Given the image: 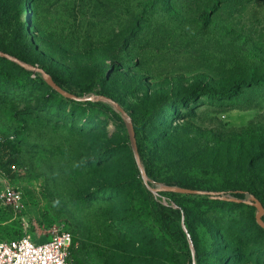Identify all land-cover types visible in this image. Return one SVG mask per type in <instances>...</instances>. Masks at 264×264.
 I'll use <instances>...</instances> for the list:
<instances>
[{
    "label": "rangeland",
    "instance_id": "374dc122",
    "mask_svg": "<svg viewBox=\"0 0 264 264\" xmlns=\"http://www.w3.org/2000/svg\"><path fill=\"white\" fill-rule=\"evenodd\" d=\"M218 1L180 0L138 22L132 0H16L32 59L81 104L53 97L38 107L47 90L37 75L26 90L0 85V138L24 131L16 170L0 161V243L37 245L66 231L76 264H97L88 251L103 264H190L152 220L153 202L169 200L181 229L188 218L199 264H264V232L247 203H264V0ZM99 96L131 118L159 110L137 128L157 195L117 107L82 104ZM164 180L245 197L227 205L169 193Z\"/></svg>",
    "mask_w": 264,
    "mask_h": 264
},
{
    "label": "trees",
    "instance_id": "16d2710c",
    "mask_svg": "<svg viewBox=\"0 0 264 264\" xmlns=\"http://www.w3.org/2000/svg\"><path fill=\"white\" fill-rule=\"evenodd\" d=\"M192 1L198 2L200 0H192ZM238 1L240 2L239 4H243V3H248L251 0H238ZM177 2H180V0H132V3L134 5L133 16L134 18L138 17L139 19L138 22H140L142 19L151 20L152 18H154L156 13H158V10L164 7V5L165 6L167 5L170 8H175ZM212 2L213 3L211 4V6H215L218 4L219 1L212 0ZM17 7L18 6L16 0H0V52L9 55L11 57H14L27 65L44 70L48 75L51 76L53 81L63 91L67 92L70 95L75 96L78 99H81L80 95L73 94L68 90H66V85H67L66 80L53 73L49 68H46L44 66L39 67L36 64V62L32 59V55L30 53L31 45L28 39V31H26L22 19L17 15ZM35 72L36 71L27 70L24 67L20 66L19 64L10 61L7 58L0 57V85H3L6 89L12 91L26 90L31 83V76L37 75L38 76L37 80H39L42 86L45 87V89L47 90L46 94L41 99L38 100L39 102L38 107H44L46 104H49L47 103L49 102V100H51L53 97L55 98L57 97L58 103L64 105L65 108L67 107L71 109L78 108V105L81 104L80 101L70 99L68 97H65L61 93L57 92L50 85H48L45 80L42 79L43 77L42 78L40 77L42 75L39 72L37 73ZM92 90H93V85L89 86L86 89V93H90L92 92ZM101 97L111 99L110 97L107 96H99L95 98L97 99L96 101L87 100L85 102H82V104L85 106L103 107L104 102L103 100H100ZM165 107L167 106L165 105ZM158 112L159 110H154L152 112L144 114L141 118H132L139 154L143 162H144V158L142 156L141 148L138 141L139 135L137 128H140L144 124L153 121L156 118ZM118 118L121 120V117L118 116ZM23 133H24L23 130L16 131V133H14V135L10 138V140H8V142L5 141V138H0V161L1 163L2 161L8 163L7 164L8 172H11L10 166L16 164L15 158L18 152L16 142L19 141L18 138L21 137ZM161 158H162L161 160L163 161L164 160L168 162L171 161V157L167 155L165 152L161 154ZM155 170L156 169L153 166L149 164L145 165V171L148 177L158 178L159 175ZM164 183L167 187L193 189L189 186H185L180 181L164 180ZM108 190H113V189L112 187H110ZM116 190L117 189H115L114 192L118 193ZM193 190H199V189H193ZM207 192H213V191L208 190ZM230 193L237 201H229V202L223 201V202H226L227 205H236L238 203H242L238 201H242L244 199L245 197L244 192L234 190L231 191ZM205 197L209 200L213 199L209 196H205ZM256 198L259 199L258 197ZM166 202L168 205H165L164 202H160V201L153 202L152 220L154 225L160 228V230L163 232L164 236L170 243L176 245L181 249L186 250L188 262L190 264H195V261L196 264H199L197 254H195V257H193L192 255V252L190 250L189 240L187 239V234L177 224L176 216L179 215L180 209L178 211L174 208L173 201L166 200ZM261 203L264 206V203L262 201ZM183 216L185 218V226H187L188 234L191 236L192 231H190V224L188 222V218L184 214ZM260 229L264 232V229L262 227H260ZM88 254L93 256L97 264H103L101 259H99L97 255H94L93 252L88 251Z\"/></svg>",
    "mask_w": 264,
    "mask_h": 264
},
{
    "label": "built area",
    "instance_id": "2783aa9c",
    "mask_svg": "<svg viewBox=\"0 0 264 264\" xmlns=\"http://www.w3.org/2000/svg\"><path fill=\"white\" fill-rule=\"evenodd\" d=\"M16 170L13 164L10 166ZM76 248L73 235L61 231L42 244H34L28 238L0 243V264H76L71 253Z\"/></svg>",
    "mask_w": 264,
    "mask_h": 264
},
{
    "label": "water",
    "instance_id": "95a60500",
    "mask_svg": "<svg viewBox=\"0 0 264 264\" xmlns=\"http://www.w3.org/2000/svg\"><path fill=\"white\" fill-rule=\"evenodd\" d=\"M0 57L7 58L10 61H13V62L19 64L20 66L24 67L27 70L39 72L42 75V77L44 78V80L47 82V84L50 85L53 89H55L57 92L61 93L62 95H64L65 97H68L70 99L81 101L80 99L76 98L73 95L68 94L67 92L63 91L60 87H58L57 84L51 78V76L48 75L44 70H41V69L32 67L30 65H27V64L19 61L18 59L14 58V57H11L9 55L3 54L1 52H0ZM88 100H90V101L91 100H95L96 101L97 99H94V98L91 99L90 98ZM100 100H103V101H106V102H108L110 104L115 105L117 107L118 111L126 118V127H127L128 136H129V139H130L131 148H132V151H133V155H134L136 164H137V166L140 169L143 181L147 185L148 189L153 194L157 195L160 190L152 189L148 185L147 174H146V171L143 168L142 163H141V158H140V154H139L136 134H135V130H134L133 123H132V118L113 100H111L109 98H104V97H101ZM163 190L166 191V192H169V193H178V194H184V195L209 196V197H211L213 199L227 201V202H229V201H237L235 199L226 197L221 192H207V191H199V190L178 188V187H165ZM238 202H242V201H238ZM247 203L252 205V206H254L257 209V211H258V214H257V217H256L257 223H258V225L260 227H262L264 229V221H263V218H264V206H263V204L255 196L252 197V201L251 202H247ZM164 204L168 205L166 201L164 202ZM183 229H184L185 233L189 237L188 231H187L186 226H185V218H184V216H183ZM190 249H191L193 257H195V250H194V247H193L192 244H190Z\"/></svg>",
    "mask_w": 264,
    "mask_h": 264
}]
</instances>
